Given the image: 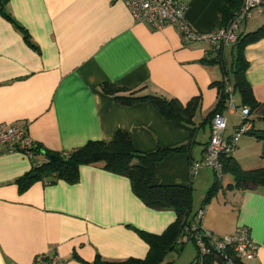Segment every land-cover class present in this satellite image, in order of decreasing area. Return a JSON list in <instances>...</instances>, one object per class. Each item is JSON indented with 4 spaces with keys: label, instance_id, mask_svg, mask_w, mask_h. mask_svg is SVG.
I'll return each instance as SVG.
<instances>
[{
    "label": "crops",
    "instance_id": "0c3cea01",
    "mask_svg": "<svg viewBox=\"0 0 264 264\" xmlns=\"http://www.w3.org/2000/svg\"><path fill=\"white\" fill-rule=\"evenodd\" d=\"M177 1L186 6L185 21L197 35L220 28L230 2ZM263 26L264 12L253 10L239 34ZM210 52L208 44L187 42L173 26L155 31L136 21L121 0H3L0 127L24 126L35 146L56 153L110 142L117 132L126 133L140 153L189 145L158 162L152 179L160 186L191 185L195 214L215 178L207 167L191 176L190 166L204 156L209 116L218 102L216 84L226 71L233 82L238 48H224L218 64L207 62ZM240 54L252 95L264 104V36L245 44ZM103 85L191 104V122L164 120L149 102L122 105ZM227 117L230 137L239 112ZM230 117L237 121L229 123ZM250 117L252 134L242 136L230 156L243 172L264 170V118L258 112ZM31 169L30 158L0 148V264H32L42 255H57L65 264L144 260L149 246L140 232L159 236L176 222L173 210L146 207L127 177L100 166H81L75 183L34 181L20 190L18 180ZM234 184L230 173L222 175L220 188L203 207L202 228L222 238L246 227L258 252L243 262L264 264V188L229 187ZM213 259L211 264H220Z\"/></svg>",
    "mask_w": 264,
    "mask_h": 264
},
{
    "label": "trees",
    "instance_id": "16d2710c",
    "mask_svg": "<svg viewBox=\"0 0 264 264\" xmlns=\"http://www.w3.org/2000/svg\"><path fill=\"white\" fill-rule=\"evenodd\" d=\"M2 3L3 0H0L1 6ZM241 4L242 0H230L222 11L221 27L225 26L234 16ZM262 36H264V26L247 35L239 34L235 43L238 52L231 69L233 82H230L228 71H226L224 80L216 84L218 102L209 116L210 119L217 113H223L226 109L228 98L226 88L228 86L231 87L233 95L239 98V104L237 105L235 102L237 108L245 107L250 114L258 112L259 116L264 118V104L256 102L252 95L251 88L245 79L246 63L240 54V50L245 44ZM221 56L222 51H211L207 57V62L218 64L222 60ZM102 90L122 105L149 102L164 120L190 123L193 116L194 110L191 104L183 107L173 99L169 100L155 95L138 96L140 90L130 92L109 85H103ZM252 132L249 134H252ZM188 146L140 153L134 149L129 136L123 132H117L110 142H88L83 147L69 152H48L35 146L32 150L33 156L30 159L32 163L31 172L25 178L18 180L19 186L20 190H24L34 181H42L44 184H53L58 180L75 183L78 181L79 168L88 165H97L105 171L127 177L131 183L134 195L146 207L155 211L173 210L176 214V222L159 236L140 232V235L149 246L148 255L144 260L130 259L121 262L96 260L92 264H162L165 257L175 250L176 247H183L185 242L181 240L189 236L188 233H185L184 228L194 222L196 213H192V186L155 185L152 179L154 167L171 153L187 151ZM230 156L221 159L223 174L230 173L234 178L235 186H229L230 188H264V170L243 172L236 164H232ZM219 184L220 182L215 179L214 184L204 197L202 208L215 196V193L220 188ZM232 257L234 264H245L244 262H246L235 258L233 255ZM196 259L197 252L193 264H198ZM213 260V256H209L204 258L201 264H211Z\"/></svg>",
    "mask_w": 264,
    "mask_h": 264
},
{
    "label": "built area",
    "instance_id": "2783aa9c",
    "mask_svg": "<svg viewBox=\"0 0 264 264\" xmlns=\"http://www.w3.org/2000/svg\"><path fill=\"white\" fill-rule=\"evenodd\" d=\"M136 21L146 22L155 31L165 26H173L187 42H204L212 52L223 51L229 45L235 44L239 37L240 27L250 18L253 10L264 12L262 0H243L239 10L225 26L205 35L194 34L185 21L186 6L177 0H121ZM228 94L226 109L217 113L211 119V135L205 146L204 156L200 162L192 163L190 175L199 168L212 169L216 181L222 180L221 159L232 154L238 140L253 130L251 114L245 107L237 108L231 87L226 88ZM239 112V124L230 137H226L228 114ZM34 141L24 126L4 124L0 127V148L10 152H20L32 158ZM45 162V160H43ZM204 208L195 214V220L184 228L189 236L181 241L193 242L197 252V263L201 264L206 257L219 259L220 264H234L232 255L240 260L251 262L258 252L257 246L250 237L246 227H237L231 235L218 238L202 228ZM189 237V240H188ZM230 252V253H228ZM32 264H65L57 255L37 256Z\"/></svg>",
    "mask_w": 264,
    "mask_h": 264
},
{
    "label": "rangeland",
    "instance_id": "374dc122",
    "mask_svg": "<svg viewBox=\"0 0 264 264\" xmlns=\"http://www.w3.org/2000/svg\"><path fill=\"white\" fill-rule=\"evenodd\" d=\"M235 102L237 103V98L234 96ZM234 120L237 121V118L230 117L229 123ZM197 200L202 199V194L197 193ZM201 197V198H200ZM196 258L195 246L191 241L186 242L183 247H176L175 250L170 252L164 259L162 264H193Z\"/></svg>",
    "mask_w": 264,
    "mask_h": 264
}]
</instances>
